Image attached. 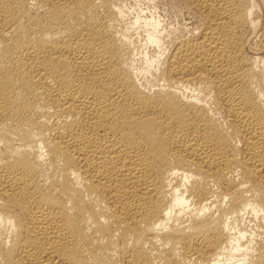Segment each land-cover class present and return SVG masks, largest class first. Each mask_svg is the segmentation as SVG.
Here are the masks:
<instances>
[{
    "label": "bare ground",
    "instance_id": "bare-ground-1",
    "mask_svg": "<svg viewBox=\"0 0 264 264\" xmlns=\"http://www.w3.org/2000/svg\"><path fill=\"white\" fill-rule=\"evenodd\" d=\"M122 3L0 0V264H264V0Z\"/></svg>",
    "mask_w": 264,
    "mask_h": 264
},
{
    "label": "rangeland",
    "instance_id": "rangeland-1",
    "mask_svg": "<svg viewBox=\"0 0 264 264\" xmlns=\"http://www.w3.org/2000/svg\"><path fill=\"white\" fill-rule=\"evenodd\" d=\"M171 1L172 0H156V12H158V16L161 17L160 19H161L162 23L164 25L166 24L165 26H167L168 29L170 28L174 32H176V30L179 32V30L184 28V25L189 23L187 20V11L185 10V8H182L184 0H180V1L179 0H177V1L173 0L175 2H173V1L171 2ZM121 2H124L122 4H125L128 7H134L136 9H139V8H144L146 0H123V1L121 0ZM181 2H183V3H181ZM176 4H178V5H176ZM179 5H181V8H178V7H180ZM181 9L183 10L182 13H181V11H182ZM179 15H180V17H179ZM181 15L183 17H181ZM178 28H180V29H178Z\"/></svg>",
    "mask_w": 264,
    "mask_h": 264
}]
</instances>
